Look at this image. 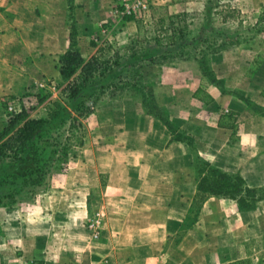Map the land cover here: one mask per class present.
<instances>
[{"label": "rangeland", "instance_id": "rangeland-1", "mask_svg": "<svg viewBox=\"0 0 264 264\" xmlns=\"http://www.w3.org/2000/svg\"><path fill=\"white\" fill-rule=\"evenodd\" d=\"M239 2L53 0L42 11L37 9L41 21L33 22L34 29L27 32L26 51L10 54V61L5 62L7 67L0 62V80H6L12 86L8 95L0 100V129L7 126L14 116L9 111V104L16 98L22 101L25 117L45 116L53 102L66 100L63 91L65 82L58 71V60L69 48L72 16L77 20V48L89 58L97 50L91 45L92 40L98 45L105 42L107 53L118 49L125 54L127 46L138 35L153 34L151 21L154 17L186 13L180 20L187 25V39L183 48L188 54L178 55L174 62L148 64L142 70L145 82L155 85L157 99L165 107V113L172 118L171 108L173 111L177 108L179 113L186 108H197L191 94L199 84L210 85L212 91L218 92L215 85L200 73L195 47L190 44L192 39L200 37L221 44L220 51L225 50L211 55V63L218 77L224 80L225 90L247 96L253 94L256 102L264 106V8L248 10ZM143 4L147 7H143ZM128 6H133L136 13L127 12ZM207 6L212 7L211 25L207 24ZM129 15L135 19L126 20L124 16ZM40 25L41 29H46V33L41 35L36 30L40 29ZM90 104L93 111L79 119L81 127L77 129V136L83 137L84 144L80 146L75 137L69 141L64 139L72 143L68 165L52 168L42 184L26 187L14 202L7 200L0 207V257H3L5 264H10L14 252L21 256L26 254L24 264H95L104 259L121 264V258H114L111 254L112 243H117L112 231L118 232V229L109 230L107 225V219L114 215L104 208L105 175L108 168H119L116 162L121 157V144L134 141L136 122L127 115L142 103L131 96L112 97L104 94L97 103ZM229 111L224 113L228 114ZM236 125V131L258 133L264 138L262 117H255L243 110ZM66 126L68 128L69 123ZM246 133L244 143L256 146L254 153H247L246 156L257 157L256 153L264 148V140L256 145L254 136ZM63 134L69 136L65 130ZM189 151L194 167L202 163L195 149ZM228 161L232 162V158L229 157ZM242 167L244 175L239 171L231 173L245 176L251 187L264 188V165L249 167L244 164ZM98 175L101 182L94 187ZM260 193L264 194V190ZM207 194L198 191L197 187L181 230L170 238L169 246L200 219L204 203L210 197H216ZM224 199L229 200V207L234 205L240 212L253 211L241 209L235 200ZM32 251L41 252L42 255L28 258Z\"/></svg>", "mask_w": 264, "mask_h": 264}, {"label": "crops", "instance_id": "crops-1", "mask_svg": "<svg viewBox=\"0 0 264 264\" xmlns=\"http://www.w3.org/2000/svg\"><path fill=\"white\" fill-rule=\"evenodd\" d=\"M52 1L0 0V62L5 64L2 66L7 67L10 54L26 51L27 32L34 29L33 22L41 21L37 9L42 11ZM239 3L248 10L264 8V0H240ZM41 28L42 25L36 28L40 35L46 33ZM198 88L213 96L214 101L206 104L195 98ZM215 88L218 92L212 91L210 85L199 84L191 94L197 108H186L181 113L171 108L172 119L195 138L200 156L225 171H239L244 175V164L264 165V148L255 152L257 157H247V153H254L256 146L244 143L246 132L239 129L233 136L232 129L220 127L218 122L234 119L237 124L243 110L254 114L248 111L244 101ZM11 90L12 86L1 79L0 100ZM248 97L257 101L253 94ZM228 109L229 113H224ZM233 112L236 114L230 117ZM127 116L136 122L134 141L121 144V157L116 162L119 168L112 166L106 170L103 191L104 208L114 215L107 219L108 228L118 229V232L112 231L117 238V243H112V256L120 257L121 264H264V200L255 210L240 212L234 205L229 207L228 199L210 197L204 203L200 219L169 246L170 238L181 230L197 191L193 157L188 146L172 140L170 130L146 114L142 105H136ZM247 134L254 136L256 145L264 140L258 133ZM100 182L98 175L94 187ZM84 202L87 205V200ZM25 255L12 253L10 264H24ZM41 255L32 251L28 258ZM2 263L6 262L1 256Z\"/></svg>", "mask_w": 264, "mask_h": 264}, {"label": "trees", "instance_id": "trees-1", "mask_svg": "<svg viewBox=\"0 0 264 264\" xmlns=\"http://www.w3.org/2000/svg\"><path fill=\"white\" fill-rule=\"evenodd\" d=\"M206 11L207 24L211 25L212 7L207 6ZM183 15L187 14H160L154 17L151 21L153 34L138 35L127 46L125 54L118 49L107 53L105 42L98 45L92 40L91 45L97 50L89 58L77 48V20L75 16L71 17L69 48L58 60V71L65 82L63 91L66 100L53 102L42 117H25L24 112L18 113L7 126L0 129V207L7 200L14 202L26 187L42 184L52 168L68 165L72 143L64 139L69 141L75 137L82 146L83 137L77 136V129L81 127L79 119L93 111L91 102L97 103L102 95L110 94L112 97L140 99L146 114L158 119L170 130L172 140L184 143L191 150L195 149L198 159L202 161L199 166L195 164L198 191L207 192L208 196L235 200L243 210L256 209L257 204L264 200V194L260 193L264 188L251 187L240 173L225 171L200 156L195 138L165 113V107L157 99L155 85L144 80L142 70L146 65L174 62L178 55L188 54L183 48L187 39V25L180 20ZM124 17L126 20L135 19L132 15ZM190 44L195 47L199 70L211 84L223 94H233L244 101L252 114L264 116V106L246 94L228 93L225 90L224 80L218 77L211 63V55L220 51L221 44L202 37L192 39ZM194 97L206 104L214 101V97L202 88L194 92ZM234 114L236 112L229 115L232 117ZM218 125L232 129L233 136L236 134L234 120L225 122L220 119ZM64 130L69 136H64Z\"/></svg>", "mask_w": 264, "mask_h": 264}, {"label": "built area", "instance_id": "built-area-1", "mask_svg": "<svg viewBox=\"0 0 264 264\" xmlns=\"http://www.w3.org/2000/svg\"><path fill=\"white\" fill-rule=\"evenodd\" d=\"M143 7H147V5L143 4ZM127 12L129 13H136V10L133 6H128L127 8ZM9 111L12 115H16L18 113H21L24 111V106L22 104L21 99L16 98L13 101L10 102L9 104ZM91 226L93 227L94 224H91ZM95 237H97V234H95ZM73 264H82L81 262H77V263H73ZM95 264H113L111 261L104 259V260H100Z\"/></svg>", "mask_w": 264, "mask_h": 264}]
</instances>
